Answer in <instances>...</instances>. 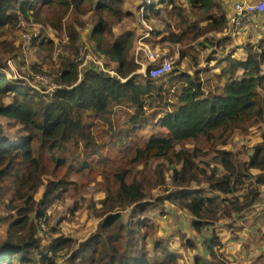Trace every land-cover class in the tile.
Returning <instances> with one entry per match:
<instances>
[{"label":"trees","instance_id":"trees-1","mask_svg":"<svg viewBox=\"0 0 264 264\" xmlns=\"http://www.w3.org/2000/svg\"><path fill=\"white\" fill-rule=\"evenodd\" d=\"M181 2L137 0V8H144V21H160L162 27L149 33L154 41L160 37L168 54L190 37L202 39V47L215 39L218 53L205 61L215 64L184 69L181 49L168 72L152 77L150 66L139 70L140 51L129 56L135 33H120L114 24L138 18L126 0H0V37L20 13L68 38L59 44L41 29L28 47L23 42L52 59L34 64L36 72L51 74L52 62L59 63L52 94L0 63V264H179L181 253L168 238L157 235L153 251L146 249L154 211L166 213L165 202L187 212L199 234L223 217L233 226L234 215L244 216L264 196V130L246 158L228 147L235 129H264V38L245 42L246 56L236 57L238 48L225 35L223 3ZM86 13L93 23L83 33L90 30L96 55L90 66L88 49L77 59L86 44L79 17ZM98 56L107 60L99 65ZM85 170L100 178L96 190L104 193L87 204L98 218L95 230L80 242L55 230L45 243L40 228L48 224L47 209L83 188L76 175ZM78 206H68L69 220ZM209 242L212 258L192 264H228L213 250L220 237L214 233Z\"/></svg>","mask_w":264,"mask_h":264},{"label":"rangeland","instance_id":"rangeland-1","mask_svg":"<svg viewBox=\"0 0 264 264\" xmlns=\"http://www.w3.org/2000/svg\"><path fill=\"white\" fill-rule=\"evenodd\" d=\"M128 5L130 6L129 10L131 12L138 14V18L136 20H132L131 17H126L122 23L119 24L114 22V24L120 33L129 30H132L135 33L136 29V37L134 36V40L137 42V45L135 51L139 49L140 60H144V49L148 48V50L155 51L160 57L169 55L172 58V62H176L178 52L183 49L185 53L183 62L185 64H181L180 67L184 69L191 70L192 67L195 66L210 65L212 67L215 64V62H205L210 53H218V49L212 45L214 44L215 39L213 41H209L211 44H207V46L202 47V39H194L190 37L189 42L186 44L184 41L177 42L173 55L168 54L164 52L167 48L161 47V43L163 42L160 40V37L154 41L151 39L149 33L150 29H155L156 26L158 29L162 27L160 21L157 19L144 21L142 17L145 10L144 8H137V0H126V6ZM73 18L75 20V16ZM26 20L29 22L28 30L33 34V37L38 36L42 29L43 33L48 35L56 43H68L67 36L61 30L52 29L48 25H41V23L35 24V21L27 18ZM90 23L93 22L90 19L89 13L80 15L79 26H82L80 27V30L81 35H83L81 42L86 43L89 50L88 63L85 66H90V59L96 58L94 44L89 39L88 35L90 30H86L83 33V28H87ZM240 29L235 30V32L226 31L225 35H229V39L232 40L233 46L238 48V51L235 53L236 57L243 54L244 58L246 56V51L242 49L243 45L247 41L258 42L257 40L264 36V25L262 21H259L258 19L246 28ZM22 34L23 29L16 23L13 27L6 30L3 36L0 37V63H7L9 67H11L12 70L14 69L20 77L27 78L33 85L37 86L39 90H44L45 85L37 83L34 78V75L39 73L38 71H35L38 70L39 67H36L34 70L33 65H43L45 62H51L52 59L43 57V52L34 50L32 46L28 49L24 48L23 42L25 43V40ZM216 37L217 33L211 36V38ZM3 43L8 44V47H5ZM73 53L74 51L69 50L66 52V55L72 57ZM106 60L107 59L105 58L99 56L97 57L99 65L103 64ZM10 61H12V65ZM58 65V62H52L50 66L52 70L51 74L58 69ZM112 66L115 65L113 64ZM214 69L219 70V65L214 67ZM140 71H142V69H140ZM114 110L120 113L121 108L118 106L115 107ZM6 128H8L7 123ZM263 130L262 126L258 124L245 126L241 130L235 129L231 134L228 147L233 150H241V156L246 158L247 154L251 152L250 147L259 141V135ZM218 131H221V129ZM218 131L212 132V135H215ZM202 143V140L197 139L195 145L201 147ZM143 149L144 147L141 148L138 154H141ZM76 177L81 183H83V188H80L74 196L68 195L61 200H57L46 211L48 224H42L40 228L41 235H43L42 241L45 243L50 242L52 240V236L54 237L57 235L56 232L54 233L55 230H58V232L63 234L65 237L76 239L77 242H80L96 228L98 218L96 215L92 214L90 209L87 207V204L92 199L97 200L103 197L104 193L96 190L95 186V183L98 182L100 178L89 174L86 170L81 174H77ZM148 180L150 181L151 179ZM42 189L43 187L40 188V192ZM37 195H39V193ZM73 201H77L79 203V206L77 207L78 210L76 209L77 216L76 218L69 220L68 217L70 212L68 210V206L72 205ZM263 205L264 196L261 197L256 206L254 205L255 207L253 206L246 210L244 216H233V226H227V222L229 220L227 217H223L221 219L213 220L212 224L207 225L204 232H200L198 234L190 225L189 215L177 208L174 202H165L164 208L166 213L161 214L157 210V212L154 211L153 216L155 217L154 221L156 227L152 235L146 236V249L148 252L153 251L151 240L159 235L161 237L168 238L171 247L181 253L179 264H192L197 257L203 260L212 258L208 244L210 243L209 241L212 235L216 233L217 236L220 237L221 245L213 246V250L222 253L224 258L228 261V264H264ZM251 210H253L254 213H252ZM122 215L124 219H126L128 216V210L122 211ZM62 217L65 219L63 218L62 220ZM50 229L52 230L50 231ZM43 232L46 234H43ZM4 236V229L0 227V241L4 238ZM188 239L191 243L186 245L184 242L188 241ZM204 263L205 262L203 261V264Z\"/></svg>","mask_w":264,"mask_h":264},{"label":"built area","instance_id":"built-area-1","mask_svg":"<svg viewBox=\"0 0 264 264\" xmlns=\"http://www.w3.org/2000/svg\"><path fill=\"white\" fill-rule=\"evenodd\" d=\"M258 13H264V0H258L255 2H236L234 5V12L230 17V24L232 26L231 31L235 32V30L242 28L244 25L251 22L255 15ZM17 25L23 29L22 36L25 40V45L28 47L33 40L32 38H34L33 34L28 30L29 22L23 15L18 14ZM87 49V44H81L78 47L77 59H82L86 54ZM144 55L147 65L151 67L150 69H148V73L150 76H159L171 69L172 58L170 56L160 57L155 51L148 50V48L144 50ZM145 69L146 65H142V70L144 71ZM34 78L36 81H38L37 83L45 85L44 91L49 94H52L59 87V83L55 81L54 77L51 74L37 73L34 75ZM42 81H44L45 83Z\"/></svg>","mask_w":264,"mask_h":264},{"label":"crops","instance_id":"crops-1","mask_svg":"<svg viewBox=\"0 0 264 264\" xmlns=\"http://www.w3.org/2000/svg\"><path fill=\"white\" fill-rule=\"evenodd\" d=\"M218 1H220V2H222L223 3V5L225 6V10L227 11V16H228V18H229V20H228V23H227V25H228V28L225 30V32L226 31H231V24H230V17L232 16V14H233V12H234V5H235V3L236 2H238V1H246V2H248V1H251V2H255V1H253V0H218ZM256 1H258V0H256ZM183 5H185L186 4V1L184 0V1H182L181 2ZM264 15V13H258V14H256L255 15V17L253 18V20L251 21V22H249V23H247L246 25H244L241 29H243V28H246L247 26H249V25H251L254 21H256V20H258L259 19V21H262V23H263V25H264V19L262 18V16ZM240 29V30H241ZM239 31V30H238ZM237 31V32H238ZM135 37H136V29H135ZM262 38H264V36H262V37H260L257 41H259L260 39H262ZM138 40V39H137ZM232 45H233V43H232ZM135 49H136V46H135V48L134 49H132L133 51H130V53H129V56H136L137 54H138V49L135 51ZM145 50V49H144ZM164 52H166V50L164 51ZM144 54V53H143ZM170 54L171 55H173V52H171L170 51ZM175 55V54H174ZM166 56V55H165ZM236 56V55H235ZM241 56H243V54L242 55H240L239 57H241ZM114 64V63H113ZM147 64V62H146V58H145V55H144V60H140V62H139V70L140 69H142V65H146ZM115 65V64H114ZM219 68H220V65H219ZM215 70V69H214ZM257 204V203H256ZM256 204H255V206H256ZM254 206V207H255ZM183 212V211H182ZM250 212V211H249ZM251 212L252 213H254V211L253 210H251ZM184 213H186L187 215H189L187 212H184ZM190 216V215H189ZM235 216V215H234ZM204 232V231H203ZM201 260H203V259H201Z\"/></svg>","mask_w":264,"mask_h":264},{"label":"clouds","instance_id":"clouds-1","mask_svg":"<svg viewBox=\"0 0 264 264\" xmlns=\"http://www.w3.org/2000/svg\"><path fill=\"white\" fill-rule=\"evenodd\" d=\"M166 56H169V55H166ZM171 57V56H170Z\"/></svg>","mask_w":264,"mask_h":264}]
</instances>
